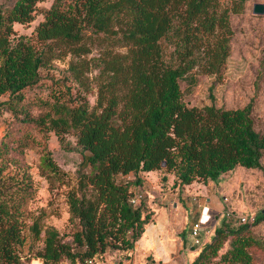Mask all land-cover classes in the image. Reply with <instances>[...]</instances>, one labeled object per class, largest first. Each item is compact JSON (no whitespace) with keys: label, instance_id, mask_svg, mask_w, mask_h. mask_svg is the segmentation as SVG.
Returning <instances> with one entry per match:
<instances>
[{"label":"trees","instance_id":"1","mask_svg":"<svg viewBox=\"0 0 264 264\" xmlns=\"http://www.w3.org/2000/svg\"><path fill=\"white\" fill-rule=\"evenodd\" d=\"M38 1L15 0L0 8V95L18 97L39 79L40 67L53 54L90 52L84 40L87 27L127 46L124 51L106 48L92 62L83 58L73 63L79 77L85 69L99 68L103 80L97 103L89 108L85 102H60L57 115L50 117L58 134L73 129L82 145L78 190L69 197L80 228L75 232L76 249L57 229H47L45 246L38 253L45 264H58L63 258L84 264L87 257L105 259L109 249L134 247L153 212L145 196L137 204L131 201L136 189L119 179L120 174L134 173V183L141 185V172L165 168L181 184H190L218 180L238 165L264 168V133L254 124L253 99L243 107L218 106L211 85V103L190 106L181 87V79L197 64L208 73L221 71L233 34L230 11H240L245 0H231L226 7L220 0H53L36 26L38 39L48 45L42 51L25 36H13L16 21L34 19ZM172 34L178 44L176 64L166 61L161 41ZM55 46L64 50L58 53ZM43 159L58 169L51 156ZM13 178L0 177V258L6 264L20 260L21 205L31 186ZM228 217L189 264H208L229 234L236 236L223 254L225 263L252 264L246 249L249 240L241 234L249 223L232 227ZM263 219L262 209L253 223ZM31 228L39 236L38 219Z\"/></svg>","mask_w":264,"mask_h":264},{"label":"rangeland","instance_id":"2","mask_svg":"<svg viewBox=\"0 0 264 264\" xmlns=\"http://www.w3.org/2000/svg\"><path fill=\"white\" fill-rule=\"evenodd\" d=\"M66 1L75 3L82 0ZM258 1L264 3V0H245L240 11H230L233 34L230 53L221 71L208 73L201 70V64H197L187 78L181 79V87L183 99L190 106L211 103V85L214 86L218 106L243 107L253 99L254 124L257 130L264 133V12H254V4ZM14 2L0 0V8L6 9ZM52 3L53 0L38 1L34 19L29 22L16 21L13 36H25L39 51L45 49L48 45L38 39L36 26ZM220 3L222 7L232 5L231 0H220ZM106 36L105 33H95L91 28H85L84 40L91 47L90 52L82 56L72 52L61 56L53 54L40 67L39 79L23 88L21 96L11 100L9 93L0 95V100L4 101L0 104V177H14V181L31 183L21 205L24 239L18 244L20 260L17 264H45L38 253L43 250L47 229L51 227L59 231L63 241L76 249L75 232L80 224L71 210L69 197L73 190H78L82 145L73 129L62 136L58 134L51 126L50 117L57 115L56 105L60 102H85L89 108L96 105L99 85L103 80L99 68L94 65L91 70L85 69L79 77L72 64L83 58L92 62V58L106 48L126 50L127 46L118 45ZM161 41L166 61L178 63L177 38L172 34V38L164 37ZM63 50L55 46L56 52ZM47 155L52 157L58 169L44 162L43 158ZM262 162L264 165V155ZM172 174L169 175L165 168L155 169L153 173L141 172V185L134 183V173L120 174L118 178L130 181L134 189H148L154 194L153 205L146 197L148 210L153 212L152 218L156 211L153 206L184 211L189 217L188 234L192 223L203 214L202 221L206 222L207 227L200 237H206L205 242L213 239L216 227L227 217L223 215L226 208L235 213L226 218L232 227L242 223L239 215L247 216L249 226L241 232L249 240L246 249L251 255L252 264H264V219L253 223L257 213L262 209L264 211V168L238 165L224 172L218 180L206 183L195 180L188 189L185 186V191L191 194L183 193L181 187L175 188V184L168 186L169 177L177 180ZM35 219L39 220L41 227L39 236L31 228ZM235 236L229 234L224 238L223 245L216 255L211 256L208 264H226L223 254L232 247ZM202 248L199 245L200 251ZM129 251L131 248L109 249L104 257L128 263L132 258ZM144 258L147 259V255ZM189 263L183 261L180 264ZM0 264L6 263L0 258ZM58 264L74 263L63 258Z\"/></svg>","mask_w":264,"mask_h":264},{"label":"crops","instance_id":"3","mask_svg":"<svg viewBox=\"0 0 264 264\" xmlns=\"http://www.w3.org/2000/svg\"><path fill=\"white\" fill-rule=\"evenodd\" d=\"M154 171L155 170L146 172L153 173ZM168 174L170 175L172 173L168 172ZM172 175L175 176V174ZM167 182L168 186H170V184H175V188L181 187L183 193L191 194L185 191V186L188 189L191 183L181 184L171 177L167 179ZM156 186L158 185L156 184ZM136 192L144 193L145 197L150 198V204L153 205L152 198H154V194L150 190L138 188ZM174 204H177L176 201ZM153 208L156 209L153 220L146 224L142 236L138 239L134 247L131 248V251H129V254L132 252L130 261L126 263L124 260L123 264H144L147 260L144 258L145 255L152 260L166 264H180L183 261L191 262L194 260L200 250L198 249L199 245L194 242L190 235L191 228H189V234L187 233L189 226L188 215L180 208L177 210H169L161 206H153ZM200 219H203V214H201ZM205 227H207L206 222L201 228V233ZM209 231L210 230H207V232ZM205 238L206 237H203L204 241Z\"/></svg>","mask_w":264,"mask_h":264},{"label":"built area","instance_id":"4","mask_svg":"<svg viewBox=\"0 0 264 264\" xmlns=\"http://www.w3.org/2000/svg\"><path fill=\"white\" fill-rule=\"evenodd\" d=\"M144 193L142 192H138L137 194L133 195L131 197V201L135 204L139 203L141 201V199L144 197ZM235 213L232 210L229 209H225L223 211V215H227V216H231L234 215ZM240 216V220L241 221H247V216L245 215H239ZM204 222L198 218L196 221H194L191 225V236L194 239V242L198 245H203L205 243V241L203 240V238L200 237L201 235V228L203 227ZM130 255H132V252L130 253ZM84 264H123V262L121 260L118 259H100V258H96V257H87L85 258ZM144 264H166L163 262H158L155 260H152L150 258H147L146 262Z\"/></svg>","mask_w":264,"mask_h":264},{"label":"water","instance_id":"5","mask_svg":"<svg viewBox=\"0 0 264 264\" xmlns=\"http://www.w3.org/2000/svg\"><path fill=\"white\" fill-rule=\"evenodd\" d=\"M254 12H260V13L264 12V3L260 2V1L255 2V4H254ZM165 163L166 162L164 161L163 164L165 165Z\"/></svg>","mask_w":264,"mask_h":264}]
</instances>
